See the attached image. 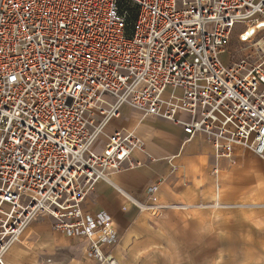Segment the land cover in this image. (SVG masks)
<instances>
[{
    "label": "built area",
    "instance_id": "2783aa9c",
    "mask_svg": "<svg viewBox=\"0 0 264 264\" xmlns=\"http://www.w3.org/2000/svg\"><path fill=\"white\" fill-rule=\"evenodd\" d=\"M261 3L0 0V264L40 216L87 258L119 264L102 251L117 242L111 216L82 204L138 165L143 141L124 126L106 132L123 105L201 135L216 156L242 147L264 160V29L244 39L264 24ZM236 24L241 54L224 64Z\"/></svg>",
    "mask_w": 264,
    "mask_h": 264
},
{
    "label": "crops",
    "instance_id": "0c3cea01",
    "mask_svg": "<svg viewBox=\"0 0 264 264\" xmlns=\"http://www.w3.org/2000/svg\"><path fill=\"white\" fill-rule=\"evenodd\" d=\"M119 126L144 143L133 151L138 165L113 174L119 188L96 182L82 204L113 220L117 242L102 245L104 253L119 264H264L262 158L242 147L231 158L216 156L201 135L188 137L181 125L142 117L127 105L106 132ZM51 224L48 216L36 218L6 252L5 264H98L84 255L81 240Z\"/></svg>",
    "mask_w": 264,
    "mask_h": 264
},
{
    "label": "rangeland",
    "instance_id": "374dc122",
    "mask_svg": "<svg viewBox=\"0 0 264 264\" xmlns=\"http://www.w3.org/2000/svg\"><path fill=\"white\" fill-rule=\"evenodd\" d=\"M242 28H244V24H236L234 26L231 35V41L229 42V45L224 53L220 54L219 56L222 63L227 64L230 62V54H234L236 58L239 56V54H241V45L237 41V34L241 31Z\"/></svg>",
    "mask_w": 264,
    "mask_h": 264
},
{
    "label": "snow or ice",
    "instance_id": "6c2138e0",
    "mask_svg": "<svg viewBox=\"0 0 264 264\" xmlns=\"http://www.w3.org/2000/svg\"><path fill=\"white\" fill-rule=\"evenodd\" d=\"M256 2H257V0H253V4H255ZM260 8H261V11H258L256 13V15L259 16L261 19H264V3L260 4ZM247 9H248V6L245 5V10H247ZM258 29H264V24H257L255 26L254 30L252 32L248 33V35L246 37H244V39L248 40L249 38L253 37L254 34L259 36V32L257 31ZM243 30L244 29L242 28L241 31H243ZM100 227H103L102 223L100 224ZM193 238H194V234L192 232H188L186 234V243H191Z\"/></svg>",
    "mask_w": 264,
    "mask_h": 264
},
{
    "label": "trees",
    "instance_id": "16d2710c",
    "mask_svg": "<svg viewBox=\"0 0 264 264\" xmlns=\"http://www.w3.org/2000/svg\"><path fill=\"white\" fill-rule=\"evenodd\" d=\"M127 4V7H129V10H130V15H129V23L131 20L134 19L135 17V13H134V7L130 6L129 3H126Z\"/></svg>",
    "mask_w": 264,
    "mask_h": 264
},
{
    "label": "bare ground",
    "instance_id": "6f19581e",
    "mask_svg": "<svg viewBox=\"0 0 264 264\" xmlns=\"http://www.w3.org/2000/svg\"><path fill=\"white\" fill-rule=\"evenodd\" d=\"M253 30H254V28H250V29L246 32L245 37L248 35V33L252 32Z\"/></svg>",
    "mask_w": 264,
    "mask_h": 264
},
{
    "label": "water",
    "instance_id": "95a60500",
    "mask_svg": "<svg viewBox=\"0 0 264 264\" xmlns=\"http://www.w3.org/2000/svg\"><path fill=\"white\" fill-rule=\"evenodd\" d=\"M245 36V35H244Z\"/></svg>",
    "mask_w": 264,
    "mask_h": 264
}]
</instances>
